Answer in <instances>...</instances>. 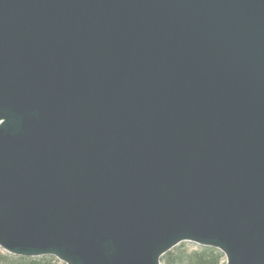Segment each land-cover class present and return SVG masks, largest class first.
I'll use <instances>...</instances> for the list:
<instances>
[{
  "label": "water",
  "instance_id": "water-1",
  "mask_svg": "<svg viewBox=\"0 0 264 264\" xmlns=\"http://www.w3.org/2000/svg\"><path fill=\"white\" fill-rule=\"evenodd\" d=\"M264 264V0H0V250Z\"/></svg>",
  "mask_w": 264,
  "mask_h": 264
},
{
  "label": "trees",
  "instance_id": "trees-1",
  "mask_svg": "<svg viewBox=\"0 0 264 264\" xmlns=\"http://www.w3.org/2000/svg\"><path fill=\"white\" fill-rule=\"evenodd\" d=\"M183 245L185 243L162 256L160 264H220L223 258L218 250L212 248L198 247L197 251L187 253L179 249ZM54 260V257L51 256L27 258L0 253V264H50Z\"/></svg>",
  "mask_w": 264,
  "mask_h": 264
},
{
  "label": "rangeland",
  "instance_id": "rangeland-1",
  "mask_svg": "<svg viewBox=\"0 0 264 264\" xmlns=\"http://www.w3.org/2000/svg\"><path fill=\"white\" fill-rule=\"evenodd\" d=\"M178 246H179V245H178ZM198 247H199V246L194 245V244L185 243V245L180 246L179 249H180V250H183V251H185V252H187V253H189V252L197 251ZM0 253H1L2 255H7V254H5V252H3L2 250H0ZM54 259H55V258H54ZM224 262H225V258H224V256H223V258L221 259V263H220V264H224ZM50 264H62V263L59 262L57 259H55L54 261H51Z\"/></svg>",
  "mask_w": 264,
  "mask_h": 264
}]
</instances>
